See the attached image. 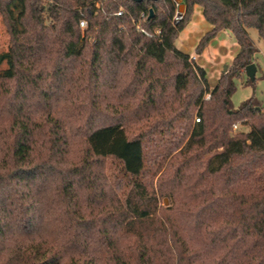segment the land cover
<instances>
[{
  "label": "trees",
  "instance_id": "1",
  "mask_svg": "<svg viewBox=\"0 0 264 264\" xmlns=\"http://www.w3.org/2000/svg\"><path fill=\"white\" fill-rule=\"evenodd\" d=\"M180 2L0 0L9 35L0 54V264H264L263 106L254 97L231 103L257 52L247 30L264 42V0ZM195 6L211 25L195 55L222 31L239 47L213 89L174 45ZM71 82L90 94L74 135L54 119ZM100 87L140 102L143 115L168 108L167 125L196 109L188 150L158 184L171 207L151 213L146 198L135 195V206L109 184L106 159L136 177L143 153L123 131L125 114L99 124ZM259 115L249 132L229 136L234 121Z\"/></svg>",
  "mask_w": 264,
  "mask_h": 264
},
{
  "label": "rangeland",
  "instance_id": "2",
  "mask_svg": "<svg viewBox=\"0 0 264 264\" xmlns=\"http://www.w3.org/2000/svg\"><path fill=\"white\" fill-rule=\"evenodd\" d=\"M176 2L178 5L181 3L180 0H176ZM179 8L181 9L180 13ZM182 13L183 6L181 5L177 7L174 20L179 21ZM210 29L211 25L202 19V9L199 7L192 22L180 36L182 43L178 40L176 46L179 51L190 55L191 60L195 61L196 58V64L206 72L209 88L213 89L219 74L225 66L230 64L233 55L237 54L239 47L232 34L223 31L219 35L220 40H213L203 57L195 55L194 48L196 44ZM247 32L257 48V52L253 56V64L256 66L255 80L252 84L247 85V77L242 72L234 80L236 90L231 97V103L234 108H237L243 101L254 97L261 103L264 112V42L255 29H248ZM8 46L9 35L0 15V54L5 53ZM6 68L5 63L0 64V75ZM68 84L70 93L65 96L62 95L60 99L58 98L56 104L52 103L55 105L54 119L60 121L66 130L71 135H74V130L81 127L83 118H87L90 115V105L88 104L90 94L79 89V83L71 82ZM100 88L99 92L105 98L99 96L96 103V106L101 111L99 117H102L99 119V124L103 120H116L118 116L125 114L123 131L128 139L139 138L141 140L143 153L142 170L136 177L126 174L119 161L111 157L106 159L105 170L109 184H111L116 195L123 200L129 197L133 201L135 195L146 198L148 202L146 204L151 213H156L158 209L165 210L171 207L172 201L170 197L160 196L158 184L168 178L169 172L171 173L169 169L175 166L177 155L179 153L185 154L188 150L190 131L188 132L187 129L197 124L196 109L192 112L195 116L190 120L180 117L167 125L166 122L172 118L171 114L173 113L168 108H155V111L143 115L136 110L137 106L141 104L140 102L131 104L127 100L121 99L117 91ZM204 98L207 100L209 95L205 94ZM261 121L262 116L260 115L254 118L236 120L232 124L229 136L233 137L241 133H247L252 123L259 124ZM234 125L236 126L235 129L233 128ZM81 140L82 138L75 136L72 141V152L75 156L81 149ZM153 196L155 201L152 199ZM133 204L138 206L135 200Z\"/></svg>",
  "mask_w": 264,
  "mask_h": 264
},
{
  "label": "crops",
  "instance_id": "3",
  "mask_svg": "<svg viewBox=\"0 0 264 264\" xmlns=\"http://www.w3.org/2000/svg\"><path fill=\"white\" fill-rule=\"evenodd\" d=\"M198 8H199L198 6H195V7H194V9H193V15H192V18H191L189 24L192 22L193 17H194V15H195V13H196V11H197ZM202 19H204V18H203V15H202ZM204 21H205V19H204ZM189 24H188V25H189ZM188 25L186 26V28L188 27ZM186 28H185V29H186ZM185 29H184V30L178 35V37H177L176 40H175L174 45H175V47H176L177 49H178V47L176 46V43H177L178 40L181 39L180 36H181L182 33H184ZM207 32H208V31H207ZM222 32H223V31H222ZM222 32H220V33H222ZM224 32H226V31H224ZM227 32H228V31H227ZM220 33H218L217 37H216L215 39H213L214 41L217 40V39L220 40V39H219V35H220ZM187 35H188V34H187ZM199 40H200V39H199ZM213 40H212V41H213ZM221 40H222V39H221ZM180 41H181V43H182V40H180ZM212 41H211V42H212ZM198 42H199V41H198ZM211 42H210V43H211ZM210 43H209V45H210ZM197 44H198V43H197ZM197 44H196V45H197ZM236 44H237V43H236ZM209 45H208V46H209ZM208 46L204 49V51L202 52V54L199 55V56H201V57L204 56V54H205V52H206ZM195 47H196V46H195ZM178 50H179V49H178ZM194 50H195V48H194ZM234 56H235V55H233L232 59L234 58ZM232 59H231V61H232ZM195 61H196V58H195ZM219 75H220V74H219ZM218 77H219V76H218ZM217 79H218V78H217Z\"/></svg>",
  "mask_w": 264,
  "mask_h": 264
},
{
  "label": "water",
  "instance_id": "4",
  "mask_svg": "<svg viewBox=\"0 0 264 264\" xmlns=\"http://www.w3.org/2000/svg\"><path fill=\"white\" fill-rule=\"evenodd\" d=\"M134 2H141V1H144V0H133ZM150 1H156V0H150ZM179 10V13L181 12L180 8L178 9ZM150 15H152V12L150 11ZM244 73L247 77V79H249L251 82H253L255 80V73H256V66L255 64H250L248 65L245 70H244Z\"/></svg>",
  "mask_w": 264,
  "mask_h": 264
},
{
  "label": "built area",
  "instance_id": "5",
  "mask_svg": "<svg viewBox=\"0 0 264 264\" xmlns=\"http://www.w3.org/2000/svg\"><path fill=\"white\" fill-rule=\"evenodd\" d=\"M117 15L120 16V15H121V12H118ZM79 27H80L81 29H84V28L86 27V24H85V21H84V20H80V21H79ZM137 30H140V29L138 28ZM140 31H141L145 36H150L147 32H145V31H143V30H140ZM155 33H156V34H159V31H156ZM198 121H199V119L196 118V122H198ZM233 128L235 129L236 126L234 125Z\"/></svg>",
  "mask_w": 264,
  "mask_h": 264
}]
</instances>
